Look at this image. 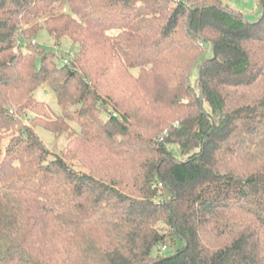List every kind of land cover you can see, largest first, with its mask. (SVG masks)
Listing matches in <instances>:
<instances>
[{
	"label": "trees",
	"instance_id": "trees-1",
	"mask_svg": "<svg viewBox=\"0 0 264 264\" xmlns=\"http://www.w3.org/2000/svg\"><path fill=\"white\" fill-rule=\"evenodd\" d=\"M259 7L0 0V264H264Z\"/></svg>",
	"mask_w": 264,
	"mask_h": 264
},
{
	"label": "rangeland",
	"instance_id": "rangeland-1",
	"mask_svg": "<svg viewBox=\"0 0 264 264\" xmlns=\"http://www.w3.org/2000/svg\"><path fill=\"white\" fill-rule=\"evenodd\" d=\"M220 1L223 5L224 4L227 5L228 8H230L231 10H234L238 13L243 14L244 17H246L249 21H255L261 15V9L259 7V0H220ZM38 42L44 47L55 49L57 54L63 57H66L68 55V53L70 52V48H71V41L69 39H67L66 42L62 44V47L59 48L56 45L57 43L55 42V40L49 37L46 32H42L39 38L36 37L34 39V44L35 43L38 44ZM206 49H207V52H206L205 59H209L212 54L211 49L209 47H207ZM194 75H196L195 72H194ZM36 97L38 100L45 102L46 105L49 106L50 109H52L53 114L55 115L60 114L59 106L57 104L55 96L48 87H44L38 90L36 92ZM38 118L40 117L35 112H31V111L24 112V116L22 118L23 124L31 125L33 124L32 120L34 119L38 120ZM71 125L73 127H76V125L73 123H71ZM36 131L39 137L45 143V145L49 148H52L53 146H55V148L58 149V151L59 150L61 151L65 148L68 142L67 136H63L62 138H56L55 135L51 131L45 128L37 127ZM178 245L179 244H177L176 247ZM176 247L172 248L170 243H166L163 246H161V248L158 250V253L157 252L156 253L164 255L165 257H170L175 254Z\"/></svg>",
	"mask_w": 264,
	"mask_h": 264
},
{
	"label": "built area",
	"instance_id": "built-area-1",
	"mask_svg": "<svg viewBox=\"0 0 264 264\" xmlns=\"http://www.w3.org/2000/svg\"><path fill=\"white\" fill-rule=\"evenodd\" d=\"M73 57H74V55H73ZM68 62H69V61H68L67 59L64 60V63L67 64ZM159 187L162 188V187H163V184H159ZM165 248H166V247H165Z\"/></svg>",
	"mask_w": 264,
	"mask_h": 264
},
{
	"label": "water",
	"instance_id": "water-1",
	"mask_svg": "<svg viewBox=\"0 0 264 264\" xmlns=\"http://www.w3.org/2000/svg\"><path fill=\"white\" fill-rule=\"evenodd\" d=\"M173 257H175V256H173Z\"/></svg>",
	"mask_w": 264,
	"mask_h": 264
}]
</instances>
